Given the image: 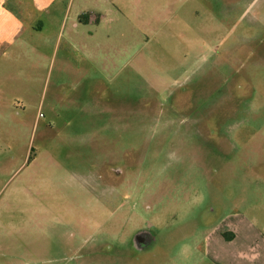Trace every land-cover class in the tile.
I'll return each mask as SVG.
<instances>
[{"label": "rangeland", "instance_id": "374dc122", "mask_svg": "<svg viewBox=\"0 0 264 264\" xmlns=\"http://www.w3.org/2000/svg\"><path fill=\"white\" fill-rule=\"evenodd\" d=\"M12 1L0 264L262 256L264 0Z\"/></svg>", "mask_w": 264, "mask_h": 264}, {"label": "crops", "instance_id": "0c3cea01", "mask_svg": "<svg viewBox=\"0 0 264 264\" xmlns=\"http://www.w3.org/2000/svg\"><path fill=\"white\" fill-rule=\"evenodd\" d=\"M7 1L8 0H0V4L7 2ZM34 1H35L36 5L38 4L37 6H39V8H40L39 11H41V10L46 11L47 8L51 7L56 2V0H34ZM12 2L14 5H16V3L20 4L19 2H21V1L20 0H13ZM13 11L15 12V14L6 13L2 9H0V50L8 48L12 43H14L16 37L19 34L18 31L20 29L24 28V26L21 23L20 16L18 14H16V11L14 9H13ZM50 16L52 17L51 14L46 13L44 15L43 20L51 19ZM74 17L77 18V15ZM78 17L80 18L81 14L78 15ZM94 17L95 16H92L91 21H93ZM96 17L98 18V16H96ZM76 18H74L75 20L72 22L73 28H76L77 25L79 24V21H77ZM97 18L95 19V21L97 20ZM41 21H42V19H41ZM87 21H89V19ZM42 25H43V23H41L40 27L37 26L39 28V30H40ZM15 35H17V36L15 37ZM17 110H18V107L11 105L8 112L13 117L14 115L17 114ZM232 227H230L231 230L227 231V232L233 233V237L231 239H226V241H228L229 243L234 242V241L237 242V237H238V233L236 232L237 228H235V227L232 228ZM222 234H223V232H222ZM240 247L241 246L237 247L234 252L229 254L228 259L216 261V260H213L212 258H210L208 256H204V257H208V260H210L214 264H258L261 260L264 261V254L262 256L256 255L257 253H251V254L247 253L246 254L243 251V248H240ZM183 257L187 258V261L190 260L189 254H184ZM192 260L193 261H191L189 264H195L194 259H192ZM145 264H148V263H145Z\"/></svg>", "mask_w": 264, "mask_h": 264}, {"label": "trees", "instance_id": "16d2710c", "mask_svg": "<svg viewBox=\"0 0 264 264\" xmlns=\"http://www.w3.org/2000/svg\"><path fill=\"white\" fill-rule=\"evenodd\" d=\"M226 239H231L233 237V233L231 232H223L222 234Z\"/></svg>", "mask_w": 264, "mask_h": 264}, {"label": "flooded vegetation", "instance_id": "af4514ba", "mask_svg": "<svg viewBox=\"0 0 264 264\" xmlns=\"http://www.w3.org/2000/svg\"><path fill=\"white\" fill-rule=\"evenodd\" d=\"M81 16H83V14H81ZM113 171H115V170H113ZM117 173H118V172H117ZM118 181L120 182V181H121V179H120V178H118ZM119 182H118V183H119ZM139 233H140V232H138V234H139ZM140 234H142V233H140ZM138 240H140V239H138ZM138 248H143V245H139V246H138Z\"/></svg>", "mask_w": 264, "mask_h": 264}]
</instances>
